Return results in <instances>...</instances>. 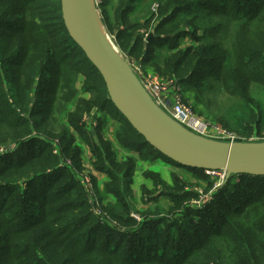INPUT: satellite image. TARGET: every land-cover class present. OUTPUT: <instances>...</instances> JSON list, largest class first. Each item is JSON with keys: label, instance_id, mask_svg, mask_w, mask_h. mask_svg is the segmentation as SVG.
<instances>
[{"label": "trees", "instance_id": "obj_1", "mask_svg": "<svg viewBox=\"0 0 264 264\" xmlns=\"http://www.w3.org/2000/svg\"><path fill=\"white\" fill-rule=\"evenodd\" d=\"M138 1L120 0V13L115 11L123 27L115 41L119 49L130 55L142 48L144 63H151L155 72L178 76L179 85L189 96L195 94L197 102L209 90L203 83L209 85L213 78L230 100L214 116L238 130L242 139L249 137L264 112V0H148L142 11ZM253 24L262 25L254 43L247 34ZM222 31L221 41L230 42L227 52L217 51ZM144 33L153 37L141 46ZM182 39L194 44L182 47ZM203 69L215 71L206 77ZM80 76L97 101L81 97ZM56 107L62 118L55 117V124L66 157L78 163V132L95 153V169L109 177L103 191L116 203L102 206L100 196L105 216L95 212L98 205L91 203L72 169L58 165L50 144L40 137L22 139L47 122ZM94 108L120 123L113 140L100 132L102 120L98 128H86L83 119ZM0 136L4 143L12 137L18 148L6 153L10 163L0 155V264H264L263 176H232L215 191L210 206L187 208L184 218L146 213L138 222L130 216L137 158L126 155L119 162L117 148L138 153L144 162L164 158L184 166L149 145L115 108L103 77L69 36L61 0H0ZM36 142L37 150L24 154ZM101 147L108 159L100 154ZM185 168L194 179L213 186L204 169ZM144 176L154 187L144 185L148 200L157 201L155 193L172 203L197 197L176 174L172 184L152 171ZM93 182L97 187L94 177Z\"/></svg>", "mask_w": 264, "mask_h": 264}, {"label": "rangeland", "instance_id": "obj_2", "mask_svg": "<svg viewBox=\"0 0 264 264\" xmlns=\"http://www.w3.org/2000/svg\"><path fill=\"white\" fill-rule=\"evenodd\" d=\"M148 2V0H139L137 3V6H139V10L138 11H142L146 8V3ZM95 6L98 7L99 10V15L100 18H102L103 20L105 19V24H107V27L110 29L109 33H110V37L111 40L113 42H117L119 41V36L121 34L122 28L120 27L119 24L117 23V13H120V9L118 7L120 0H94ZM158 8V7H156ZM117 10V13L115 12ZM154 10V9H153ZM139 17H143V16H139ZM261 24H253L251 27L248 28V36L251 39L252 43H254V41L256 40L255 35L257 33H259V29L261 28ZM146 30V28H140V31ZM139 31V32H140ZM225 34L224 31L220 32L218 34V38L216 41L217 44V51L219 52L220 49L224 50L227 52V48L230 45L229 40H227L226 42L221 41L222 39V35ZM146 37L144 38V40L142 41V45L143 46L147 41V34H143V36ZM183 41V45L182 47H190L192 46V44H194V42H189L186 39H182ZM115 42V43H116ZM118 43V42H117ZM116 43V44H117ZM122 52V50H121ZM123 56L128 55V60L131 62L132 65L134 66H138L140 64L143 63L144 65V70L142 68V71L145 74H150V75H154V76H165L166 78L172 77V75L169 74H162L161 72H155L153 65L151 63H144L145 60L142 58L143 52H142V48H140L138 50V52L133 53L129 55L128 52H122ZM215 70H211L209 73L203 69L202 72L203 74L207 77L211 74V72H213ZM202 74V75H203ZM203 75V76H204ZM80 80L77 83V89L79 91V94L81 95L82 98L86 99V100H93V101H97V99H95V95H93L92 92H86V86H85V82H86V78L83 76L79 77ZM172 78H177L178 76H173ZM204 81V80H203ZM207 82L209 83V85L205 83H203L209 90L202 96L203 100H200L197 102V96L194 95H190L188 94V92H186V89L184 88V86H182L180 84V91L182 92L186 103H188V105L190 107H192V109L195 111V113L202 118L206 123H209L210 125H215V126H219L222 127L223 129H225L226 131H228V133H231L235 139L237 140L238 138L242 139L240 136V134L238 133L239 131L236 130L235 128H233L232 126L229 125L225 126L223 123H221L214 115H216L219 111L217 109V107L221 106L222 104L224 106H228L230 103L229 97L225 94V93H220L217 89L218 86L214 83V79L210 78V80H207ZM6 87H8L11 91L12 86L10 84L7 83L6 81ZM216 89V90H215ZM14 92V91H13ZM13 92H11L10 94H12ZM15 101V100H14ZM14 101L12 100L11 103H14ZM15 106V105H14ZM60 112V108L58 109L57 107L54 108V110L51 112V114H49L47 116V122L45 121L42 125H40V128L35 130L32 129L33 134L28 136V137H24L22 138L23 140H31L32 138H38L40 137L41 139L45 140V143H48L52 146V154L53 155H57L59 158V166L65 167L68 166L69 168L72 169L73 174L76 175L78 181H80L82 183V185H84L85 188L90 190L89 193V197L90 199H96L98 202V208L95 209L96 213H100L101 216H105V213L101 210L100 208V196L104 199V203H102V206H106L109 204V202L112 203H116V199L114 196L112 195H107L105 193V191H103L104 187L101 189H99V182L97 179V174L101 173L98 172L95 169V165L93 164L94 161L96 160V156L95 153L92 152V148L89 147V145L83 141H81V135L77 133H75L76 136V141L74 142V145H79L82 148L81 151V155H79V159H78V165L74 163V160H71L69 157H66V155L63 152V148L62 145L60 143L59 140V128H58V123L55 124V117L57 119H61L62 116H59ZM19 115H24L21 114L23 113V111H18L17 112ZM113 113H118L117 111L113 112ZM104 116H108L109 120L105 121V123L103 122V118ZM60 117V118H59ZM108 119V118H107ZM84 123L86 124V128L90 129V128H98V120H102V122L104 123L103 128L100 130V132L103 134L104 138L106 139H114V136L117 132V126L113 125L114 124V119L112 114L108 113L107 115L105 114V112L99 111L98 109L94 108L92 109L91 113L87 116L84 117ZM113 125V126H112ZM117 127V128H116ZM2 131L4 132H8L6 128H2ZM72 132H75L74 130H72ZM241 141H258V142H262L264 141V112H263V116H262V121L261 123L256 126L255 130L252 132V134L247 137L242 139ZM17 141H13L12 137L11 140H8L6 143L1 141V136H0V155L2 157H5L7 162L10 163L12 157L8 156L6 157V153L10 152V151H16V143ZM42 142V141H41ZM43 143V142H42ZM39 145V142L37 143H32L29 144L28 147L26 148V150L24 151V154H27L29 150L32 149H36L37 150V146ZM100 146V144H99ZM116 151V155L118 158V161H122L124 160L126 155L129 156H134L135 158H137V163L139 162H143L139 159V154L135 153V152H131L128 151V149L125 148V150H118V148L115 150ZM103 153L106 156V159H108L107 157V150L104 147H101L100 149V154L103 155ZM0 156V157H1ZM15 162V161H13ZM153 165L149 166V169L147 171H152L155 174H159L160 176H164L165 179L170 180V175H171V180H172V175L176 174L177 176H179L180 179H182L183 181H185V187L186 190L188 191H193L194 193H196V198L189 199V200H185L182 203H172L169 197L166 196H158L159 194L155 193L152 197H154L155 199H157V201H152V200H148V198L143 197V206L140 207H135L132 203L133 200L131 199V206H132V211L130 213V216H132L135 220H137L138 222H142L145 219V214L148 213L150 214V216H152L153 218H160V217H164L167 218L169 220H173V219H180V218H184V213L186 211L187 208H201L200 210H203L206 206H210L212 204V201L215 198V191L218 189V187H221V184H223L224 182V177L223 175H218V174H213V175H208L211 179L214 180V184L213 186H208L205 182L198 180V179H194L191 175V172L185 171L183 170V168L181 167H175L172 166L170 163L166 162V160L164 158H160L159 160L155 161L152 163ZM137 169V168H136ZM135 169V171H136ZM139 172V171H137ZM142 172V171H141ZM163 172V173H161ZM172 172V173H170ZM206 172V171H205ZM105 174V173H104ZM206 174V173H205ZM107 177L106 183H108V179L109 177L107 176V174H105ZM207 175V174H206ZM93 177L97 182V187L95 186L94 182H93ZM86 178H88L89 180H91L92 185L91 188H93V193H91V188H89L88 183L86 182ZM237 181H240L241 178H236ZM6 180H9V178H7ZM153 185V183H152ZM148 188V189H153L154 187ZM249 189L253 190L252 188L249 187ZM248 189V190H249ZM144 190L142 189V192ZM254 192V190H253ZM143 194V193H142ZM111 197L109 199H107L108 197ZM204 206V207H203ZM224 209L223 205H218L217 209ZM223 211H227L226 209H224ZM147 214V215H148ZM211 219L215 218V214H210L209 215ZM111 218V217H110ZM117 223V222H116ZM207 230V227H206Z\"/></svg>", "mask_w": 264, "mask_h": 264}, {"label": "water", "instance_id": "obj_3", "mask_svg": "<svg viewBox=\"0 0 264 264\" xmlns=\"http://www.w3.org/2000/svg\"><path fill=\"white\" fill-rule=\"evenodd\" d=\"M84 4L85 0H61L62 17L69 36L103 77L115 108L149 145L184 167L224 171L226 179L221 187L235 175L264 177V141L210 139L176 121L148 92L128 55L123 56L111 40L93 0L100 23L116 51H110L95 37ZM152 37L153 34L148 35L146 41L150 42Z\"/></svg>", "mask_w": 264, "mask_h": 264}, {"label": "built area", "instance_id": "obj_4", "mask_svg": "<svg viewBox=\"0 0 264 264\" xmlns=\"http://www.w3.org/2000/svg\"><path fill=\"white\" fill-rule=\"evenodd\" d=\"M134 68L137 76H139V78L143 81L146 89L149 93H151L155 101L160 104L176 121L180 122L183 126L203 137L229 142L235 141V137L231 133H228V131H226L222 127L206 123L195 113L192 107H190L188 103H186L185 98L180 91L181 87L177 79L161 77L159 75L154 76L145 74L142 71L141 65L134 66ZM206 174L223 175V177L225 178L224 171H206ZM86 182L88 183L89 188H91V180L86 178ZM87 190L90 193V190ZM91 193H93V188H91ZM97 202L98 201L96 199H92L91 201V203H96V205H98ZM97 214L101 215L100 213Z\"/></svg>", "mask_w": 264, "mask_h": 264}, {"label": "crops", "instance_id": "obj_5", "mask_svg": "<svg viewBox=\"0 0 264 264\" xmlns=\"http://www.w3.org/2000/svg\"><path fill=\"white\" fill-rule=\"evenodd\" d=\"M107 120H109V117L108 116L107 117L104 116L103 122L105 123V121H107ZM113 122H114V124H113L114 126L116 125L117 127H119L120 123L118 121L114 120ZM151 165H153V164L150 163V162H144V161L137 163V167H136L137 169H136V171L134 173L133 183L131 185L132 193H133L132 197H131L132 200H133L132 204L135 207H140L141 208L143 206V200H144L143 197H144V195L142 194L143 193L142 189L144 188V185L147 186L148 188H150L151 185H152V182L150 180H148L147 178H145V176H144V172L147 171L149 169V166H151ZM178 167H180V166H178ZM181 168H183V170L189 172V170L187 168H185V167H181ZM137 171H139V172H137ZM161 173H163V172H161ZM170 173H172V172H170ZM162 177H163L164 180H166V182L168 184H172L171 175L169 176L170 180H169V178L165 179L164 176H162ZM97 179H98V182H99V184H98L99 189L102 190V188L106 184L107 177H106V175L104 173H99V174H97ZM152 187H153V185H152ZM109 198H111V197L109 196L107 199H109Z\"/></svg>", "mask_w": 264, "mask_h": 264}, {"label": "bare ground", "instance_id": "obj_6", "mask_svg": "<svg viewBox=\"0 0 264 264\" xmlns=\"http://www.w3.org/2000/svg\"><path fill=\"white\" fill-rule=\"evenodd\" d=\"M84 8H86V17L88 19V24L95 37L103 43L110 51H116L115 45L109 41L107 32L104 30L103 25L100 23L96 7H94L93 0H85ZM238 145H236L237 147ZM242 146V145H240Z\"/></svg>", "mask_w": 264, "mask_h": 264}]
</instances>
